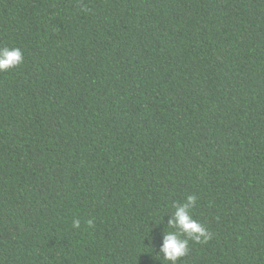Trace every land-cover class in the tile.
<instances>
[{
    "label": "trees",
    "instance_id": "trees-1",
    "mask_svg": "<svg viewBox=\"0 0 264 264\" xmlns=\"http://www.w3.org/2000/svg\"><path fill=\"white\" fill-rule=\"evenodd\" d=\"M3 48L0 264H160L188 195L177 264H264V0H0Z\"/></svg>",
    "mask_w": 264,
    "mask_h": 264
},
{
    "label": "clouds",
    "instance_id": "clouds-1",
    "mask_svg": "<svg viewBox=\"0 0 264 264\" xmlns=\"http://www.w3.org/2000/svg\"><path fill=\"white\" fill-rule=\"evenodd\" d=\"M22 61L23 55L20 49H0V72H5L9 68L19 65ZM196 202L197 197L195 195H188L183 203L175 205L174 214L167 221V227L172 230L164 232L163 242L158 250L151 239V246L156 252L157 258L155 259L159 260L160 264H163V261L177 264L180 258L188 252L189 239L197 242H206L209 239L206 228L190 215V209L196 205ZM91 223L89 221L90 225ZM72 226L79 228L80 221L74 220Z\"/></svg>",
    "mask_w": 264,
    "mask_h": 264
}]
</instances>
